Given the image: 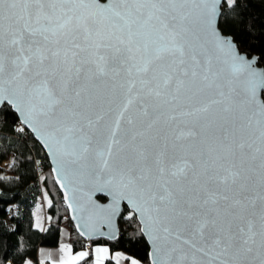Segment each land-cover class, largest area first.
Instances as JSON below:
<instances>
[{
  "label": "snow or ice",
  "instance_id": "1",
  "mask_svg": "<svg viewBox=\"0 0 264 264\" xmlns=\"http://www.w3.org/2000/svg\"><path fill=\"white\" fill-rule=\"evenodd\" d=\"M250 2L0 0V105L58 176L111 198L85 227L125 202L150 264H264V51L240 50Z\"/></svg>",
  "mask_w": 264,
  "mask_h": 264
},
{
  "label": "trees",
  "instance_id": "2",
  "mask_svg": "<svg viewBox=\"0 0 264 264\" xmlns=\"http://www.w3.org/2000/svg\"><path fill=\"white\" fill-rule=\"evenodd\" d=\"M246 15L248 18L243 28L246 33L245 42L240 43V50L243 53L247 49L246 54L250 58L264 51V31H261L264 3L251 0ZM253 21L254 28L248 32L247 26ZM241 30L237 29L238 40L241 39ZM18 126L17 117L3 105L0 109V264H23L25 260L36 264L39 249L58 246L61 229L66 230L67 243L72 253L84 252L86 243L79 238L69 222L62 194L51 178L47 158L33 138H28L29 133L25 136L15 131ZM9 160L10 164L4 167L3 164ZM41 198L46 201V218L42 229L37 230L33 223V212ZM126 216L124 208L117 218L119 233L116 240H96L91 242V247L101 245L111 253H122L126 260L131 258L138 264H148L147 244L136 225L128 221ZM79 264H93L91 253ZM102 264L117 263L108 258Z\"/></svg>",
  "mask_w": 264,
  "mask_h": 264
},
{
  "label": "water",
  "instance_id": "3",
  "mask_svg": "<svg viewBox=\"0 0 264 264\" xmlns=\"http://www.w3.org/2000/svg\"><path fill=\"white\" fill-rule=\"evenodd\" d=\"M2 107L3 105H0V109ZM8 108L11 110L12 114L17 117L20 125V120L22 118L19 116V113L15 112V110L12 109L11 106H9ZM28 133L30 134V136H32L35 143L38 144V142L35 140L34 134H32L30 130H28ZM42 151L47 158L51 172V178L56 184L57 189L62 194L64 206L66 208V211H68L69 222H71V225L79 238L84 242H94L96 240H103L107 242L116 240L119 233L117 218L125 208V202H121L119 206V212L112 218L111 223H108L102 215H96L94 220L90 222L89 226L85 227L81 218L86 217L92 212L99 213L101 208H108L111 205V198L102 192L95 191L91 184L82 183L79 177L68 176L67 178H65L63 174L58 176L57 172L54 170L56 168L55 162L50 156H48L46 149H42ZM58 181L60 182L58 183ZM62 184L64 185L63 187ZM98 198H102L104 199V201L102 202ZM69 202H73L74 207L82 206L86 209V211H73V209L69 208L68 206ZM82 231H86L89 234L81 235ZM143 240H145L148 250L150 251V247L146 241V238H143ZM147 261L148 264H150L148 254Z\"/></svg>",
  "mask_w": 264,
  "mask_h": 264
},
{
  "label": "crops",
  "instance_id": "4",
  "mask_svg": "<svg viewBox=\"0 0 264 264\" xmlns=\"http://www.w3.org/2000/svg\"><path fill=\"white\" fill-rule=\"evenodd\" d=\"M42 227L43 226H40V224H39V227L35 226V228L37 230H41ZM59 233H60V235H59V239H58V243H57L58 246L53 248V249H47V248H43V247L41 249H39L37 252V255H36L37 256L36 261H39V262L43 261V262H46L48 264H61L62 257L65 261H68L72 257H75L76 255L81 253V252H77L74 254L71 251V253L69 254L67 252V249L70 248L69 243H67V233H63V234L61 232H59ZM97 248H104V247H102L101 245H96V246H92L90 248V250L88 251L89 253H91L93 263L96 264V259L98 256H102L103 261L107 260L108 258H110L114 261V254L115 253H111L108 250H107V253H97L96 252ZM61 249H65V251L62 252ZM26 261H28L29 264H34L33 261H30V260H26Z\"/></svg>",
  "mask_w": 264,
  "mask_h": 264
},
{
  "label": "rangeland",
  "instance_id": "5",
  "mask_svg": "<svg viewBox=\"0 0 264 264\" xmlns=\"http://www.w3.org/2000/svg\"><path fill=\"white\" fill-rule=\"evenodd\" d=\"M45 207H46V201L41 198L37 208L33 212L34 213L33 214L34 226H37L39 224H40V226H44V224H45L44 222H45V218H46V214L44 212ZM60 232L62 234L66 233V230L65 229H63V230L61 229ZM102 247H104V246H102ZM104 248H106V247H104ZM132 260H134V259L130 258L129 260H126L125 256L122 253L118 252V253L114 254V262L117 263V264H131ZM93 264H95V263H93Z\"/></svg>",
  "mask_w": 264,
  "mask_h": 264
},
{
  "label": "built area",
  "instance_id": "6",
  "mask_svg": "<svg viewBox=\"0 0 264 264\" xmlns=\"http://www.w3.org/2000/svg\"><path fill=\"white\" fill-rule=\"evenodd\" d=\"M10 162H11V160H9V161H7V162H5V164H3V166L5 167V166H8L9 164H10ZM85 247H84V252H88L89 250H90V248H91V242H89V241H85ZM6 264H8V263H6ZM36 264H48V263H46V262H39V261H37V263Z\"/></svg>",
  "mask_w": 264,
  "mask_h": 264
}]
</instances>
